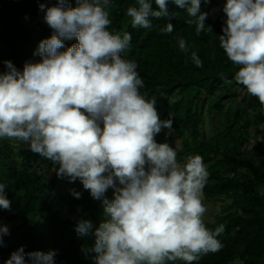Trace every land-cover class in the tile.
I'll return each instance as SVG.
<instances>
[{
  "label": "clouds",
  "instance_id": "clouds-1",
  "mask_svg": "<svg viewBox=\"0 0 264 264\" xmlns=\"http://www.w3.org/2000/svg\"><path fill=\"white\" fill-rule=\"evenodd\" d=\"M185 9V23L195 34L214 33L201 11V0H136L126 9L134 29H151L152 20L169 16L168 3ZM205 3L208 0H204ZM110 0H56L38 5L52 29L22 68L4 60L0 70V138L18 141L51 161L57 178L77 179L103 219L97 225L78 218L74 231L91 235L82 251L93 264H192L222 248L221 224L205 227L201 202L209 172L200 155L184 162L168 142L174 119H161L156 98L146 99L134 60L125 59L131 33H110ZM219 46L237 67L234 80L256 97L264 112V0H226ZM163 33H172L167 23ZM76 43L65 46V41ZM179 49L188 51L185 39ZM191 61L202 67L196 51ZM220 78L231 83L223 74ZM259 166V161H256ZM0 183V208L12 210ZM111 190L109 198L106 193ZM77 199L81 194L70 190ZM9 227L0 223V247ZM56 251H25L19 246L3 264H55Z\"/></svg>",
  "mask_w": 264,
  "mask_h": 264
},
{
  "label": "trees",
  "instance_id": "trees-1",
  "mask_svg": "<svg viewBox=\"0 0 264 264\" xmlns=\"http://www.w3.org/2000/svg\"><path fill=\"white\" fill-rule=\"evenodd\" d=\"M225 2L201 0V11L209 13L206 23L214 33L197 36L194 26L185 23L186 10L171 2L168 17L153 19L151 29H134L126 9L135 6L136 0H110L111 7L106 10L111 23L107 30L121 36L131 33V48L124 58L137 63L144 81L141 95L149 100L156 98L160 118L167 119L169 114L173 117V131L179 140L178 161L188 155L203 158L209 177L201 201L229 199L221 204L213 221L203 222L209 230L224 225L218 237L222 248L202 255L192 264H233L235 260L240 264H264V169L255 165L256 161L264 164V132L250 146V134L258 128L249 120L261 105L234 80L237 67L219 46ZM40 3L51 6L56 0H0V70L4 69V60L12 61L17 68L27 60H39L33 52L38 42L52 32L38 8ZM152 6L157 7L154 0ZM167 23L173 25L172 33L161 31ZM181 38L188 44L187 52L179 49ZM73 43L75 39L65 41V46ZM192 51L197 52L202 67L192 63ZM220 74L232 82L225 83ZM262 115H256L259 126L264 123ZM45 160L26 146L0 141V183L6 185L4 194L12 202L11 211L0 208V223L10 227L0 247V264L19 246L26 252L53 249L57 253L55 264H93L82 251L92 246L93 237L77 236L74 224L83 217L97 225L103 219L100 201L91 197L79 179L69 182L57 178L51 161L49 176L40 171ZM70 190L79 192L80 198ZM106 195L111 198L112 192L108 190Z\"/></svg>",
  "mask_w": 264,
  "mask_h": 264
},
{
  "label": "rangeland",
  "instance_id": "rangeland-1",
  "mask_svg": "<svg viewBox=\"0 0 264 264\" xmlns=\"http://www.w3.org/2000/svg\"><path fill=\"white\" fill-rule=\"evenodd\" d=\"M241 97H242V93L239 92L237 99L240 100ZM251 107H253V104L251 105ZM256 112H257L258 115H262L263 114V112H261V109H257ZM256 112L252 113L253 115H251L250 119H249L250 123L254 125V128H258V131L256 130L255 132L250 134V136H252V138L250 140V146H251V143H253L255 141V139L257 140L259 138V136L263 134L261 132H264V123L262 122L261 126H259L258 123H260L259 122L260 119L257 118ZM262 116H264V115H262ZM204 129L206 130V132H207V134L209 136L210 135V129H209L208 124L205 125ZM155 139L157 140V142H165V141L168 142L169 145L172 146L176 151L179 149L178 148L179 147L178 146L179 140L176 137L175 131H173V135L170 136V138H168V137L166 138L165 135H159V136H156ZM5 140L10 141V142H12L14 144L20 145L22 147L24 146V145H21L18 141H13V140H10L8 138H0V141H5ZM263 151H264V147H263ZM254 152L256 153V151H254ZM182 162H184V161H182ZM48 164H49V161L45 160L41 164V167H39V169H43V170H40V171L45 172V174L49 176L51 174L52 170L48 168ZM255 165H256V163H255ZM257 167L259 169L263 170L264 169V164L262 162H259V166H257ZM201 200H202V196H201ZM228 201H229V199H227V198H220L219 201H217L215 203H212L210 201H201L203 206L206 209L205 213L201 216L202 222H204V221H213L214 217L221 210V204L225 203V202H228ZM9 230H10V227H9ZM240 263H241L240 261L235 260L233 264H240Z\"/></svg>",
  "mask_w": 264,
  "mask_h": 264
},
{
  "label": "built area",
  "instance_id": "built-area-1",
  "mask_svg": "<svg viewBox=\"0 0 264 264\" xmlns=\"http://www.w3.org/2000/svg\"><path fill=\"white\" fill-rule=\"evenodd\" d=\"M252 136L250 137V140H251Z\"/></svg>",
  "mask_w": 264,
  "mask_h": 264
},
{
  "label": "crops",
  "instance_id": "crops-1",
  "mask_svg": "<svg viewBox=\"0 0 264 264\" xmlns=\"http://www.w3.org/2000/svg\"><path fill=\"white\" fill-rule=\"evenodd\" d=\"M110 192H111V190H110Z\"/></svg>",
  "mask_w": 264,
  "mask_h": 264
}]
</instances>
